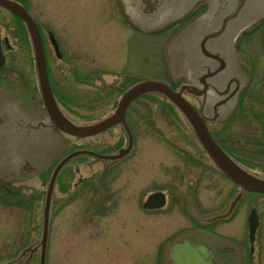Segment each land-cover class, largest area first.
<instances>
[{
    "label": "rangeland",
    "instance_id": "374dc122",
    "mask_svg": "<svg viewBox=\"0 0 264 264\" xmlns=\"http://www.w3.org/2000/svg\"><path fill=\"white\" fill-rule=\"evenodd\" d=\"M31 10L39 16L43 29L57 37L60 58L55 56L46 33L44 37L48 79L57 101L74 121L88 124L108 116L121 91L135 82H170L176 62L173 47L181 38L182 27L142 32L126 21L116 0H33ZM202 11L198 8L195 19ZM8 20L9 15L0 10V37H9L13 46L5 53L6 70L12 77L27 79L32 92L38 95L32 52L26 51L23 39L11 37ZM247 48L253 60L257 42H249ZM239 49H234L236 68L249 80L247 56L241 53L243 46ZM177 57L184 62L183 55ZM77 77L93 83H83ZM14 98L13 94L6 95L8 100ZM163 101L160 96H143L129 105L127 121L133 146L127 157L103 176L102 184L108 186L111 203L107 213L93 215L88 211L98 194L88 185L93 184L103 165L83 156L64 167L53 192L55 198L63 200L52 209L46 264L168 263L163 255L160 258V249L186 226L182 203L174 198L175 193H186L189 184L198 183L201 177L215 179L216 174L181 114ZM191 103L198 107V102ZM255 109L244 104L236 113L251 114ZM208 127L219 139L223 126ZM229 130V138L247 139L245 127L232 126ZM65 145L64 153L84 148L111 154L125 146L126 139L119 127H113L79 141L65 138ZM228 149L233 150L231 146ZM235 150L247 152L248 146L240 144ZM47 177L45 174L15 186L25 183L28 187H23V193L28 195L31 190L45 188ZM75 183L87 186L86 195L75 198ZM154 191L166 194L164 208L154 213L142 211L137 202ZM25 200H17L13 206L0 202V260L15 257L28 242H38L42 199L35 198L23 206ZM38 257L39 250L33 253L30 264H38Z\"/></svg>",
    "mask_w": 264,
    "mask_h": 264
},
{
    "label": "water",
    "instance_id": "95a60500",
    "mask_svg": "<svg viewBox=\"0 0 264 264\" xmlns=\"http://www.w3.org/2000/svg\"><path fill=\"white\" fill-rule=\"evenodd\" d=\"M127 18L138 29L144 32L158 31L170 23L181 19L193 6L203 1L207 4L206 11L197 17L181 32L175 44V60L172 75L185 74L187 83L178 91L171 90L167 85L155 81H143L127 89L121 96L114 112L90 125H79L69 120L58 107L51 92L45 57L37 29L27 13L19 6L0 0V5L19 16L27 26L36 65L39 89L46 108V119H35L33 115L22 113L20 121L10 129V141L15 154V173L21 175L34 174L40 169L37 162L41 158H49V150L55 143L46 132L55 127L67 134L77 137L92 136L108 128L121 124L125 131L128 144L118 150L115 155L103 156L90 151H77L65 157L57 165L50 177L45 204L42 211L41 234L37 246L30 244L16 260L0 264H14L25 252L29 256L39 250V263L45 264V243L47 239L51 193L55 177L63 165L79 155L92 156L105 163L124 158L132 146V137L124 119L129 103L146 94H159L171 102L182 114L196 139L217 167L244 190L264 192V180H259L241 169L236 162L215 143L206 127V122L223 120L234 108L236 94L243 83V75L236 68L233 46L239 34L264 17V0H118ZM51 39L55 51L56 44ZM185 57L178 62V55ZM58 56V55H57ZM3 57L0 52V66ZM182 92L196 97L200 108L196 110L183 97ZM237 199L235 200L236 203ZM164 195L160 192L150 194L144 204L146 209H157L164 205ZM195 218H201L194 214ZM215 218H224V215ZM217 219H209V221ZM171 264H212L209 253H213L208 245L192 243L188 239L177 240L167 246Z\"/></svg>",
    "mask_w": 264,
    "mask_h": 264
},
{
    "label": "flooded vegetation",
    "instance_id": "af4514ba",
    "mask_svg": "<svg viewBox=\"0 0 264 264\" xmlns=\"http://www.w3.org/2000/svg\"><path fill=\"white\" fill-rule=\"evenodd\" d=\"M12 1L20 4L31 15L40 29L41 39L44 48H46L44 37L47 31L43 29V25L39 21V16L32 13L33 0ZM0 10L4 9L0 8ZM5 12L9 15L8 24L12 30L11 37H17L19 40L23 39L26 51L30 54L31 48L30 44L28 46L29 40L23 23L10 12L4 10ZM249 42H257L258 44V48L253 55V60L248 54L247 46ZM239 46L244 47L241 53H245L247 56L245 64L250 73L249 80L238 97L235 112L229 115L225 121L216 123L222 125L223 129L219 134L220 138L215 140L222 144L224 151L241 168L255 178L264 180V19L239 38L237 42L238 51L240 50ZM12 47L9 42V37H0V50L3 56H5V53L10 52ZM4 67L0 68V158H4L5 160L4 162L0 161V202L13 206V203L16 204L17 200L20 201L23 198L26 199L24 204H22L25 206L33 202L35 198L43 200L45 188L31 190L27 195L23 193V187L25 189L28 187L25 183L18 184V186H15V184L44 176L47 165H50V162L45 159L44 155V158H41L40 162L36 163V165L40 166V169L36 170L34 174L28 175L31 176L29 180L28 178L23 180L27 176L26 174L21 175L20 173H15V154H13L14 152L9 137L10 129L15 127L17 118L15 117L16 110L8 103L9 100L6 99V95L13 94L16 96L19 92L10 77L1 73ZM20 94L23 96L22 92ZM29 100L30 102L23 100V109L32 112L36 120L46 118L43 105L35 97H31ZM244 104L253 105L257 109L251 114L236 113V111L241 110V106ZM127 111L128 108L125 113L126 118ZM232 126L245 127L246 135L244 137H247V139L243 138L242 140L240 136H234V139L229 138L230 134L228 132H230L229 129ZM56 133V139L58 138L61 141L62 146L65 144V138L68 137L76 141L87 139L68 136L58 131ZM240 144L248 146L247 152L235 150ZM228 146H231L233 150H229ZM70 163L72 162L66 165ZM96 163L101 164L100 162ZM118 163H112L109 168ZM213 169V173L216 174L215 179L207 178L203 180L201 177L198 183L193 185L189 184L186 187V193L180 191L175 193L174 198L182 203L181 211L184 213L186 226L183 230L173 234L164 245L167 242L188 239L192 243H202L211 248L213 253H209V256L210 260L214 258L212 264H264V192L243 191L238 184L227 178L215 165H213ZM102 181L103 178L100 180L102 195H94L95 199H93L91 206L88 208V211L93 215L98 214V212L107 213L110 208L111 203L108 200V186L106 187L102 184ZM83 182H85L84 179ZM199 185L200 187H198ZM79 186V183H75L73 186L75 198L86 195L84 192L89 186L97 193V188L92 183L88 185V188L87 186L85 188ZM201 190L205 193L200 194ZM237 195L239 199L227 217L212 221L208 220L224 214L229 207V203ZM97 197L98 200L96 199ZM58 199L59 204H61L63 198L60 197ZM137 205L142 208L143 200L138 201ZM142 211L154 213L159 210L145 211L142 208ZM195 213L203 218L201 222L193 217ZM168 263L170 264L169 260Z\"/></svg>",
    "mask_w": 264,
    "mask_h": 264
},
{
    "label": "bare ground",
    "instance_id": "6f19581e",
    "mask_svg": "<svg viewBox=\"0 0 264 264\" xmlns=\"http://www.w3.org/2000/svg\"><path fill=\"white\" fill-rule=\"evenodd\" d=\"M5 57V56H4ZM5 66V65H4ZM4 72H7L10 76H13V74L11 73V71H7L6 70V66L4 67ZM13 78H15V77H13ZM15 81H21L22 79H21V77L20 78H15L14 79ZM209 134H210V136L212 137V139H216L215 137H214V135L212 134V132H209ZM215 141V143L218 145V146H222V144H220L217 140H214ZM232 210H228V212L225 214L226 216H228L229 214H230V212H231Z\"/></svg>",
    "mask_w": 264,
    "mask_h": 264
}]
</instances>
